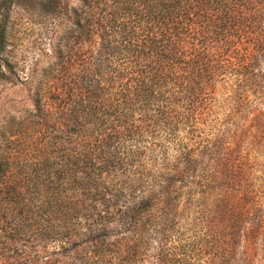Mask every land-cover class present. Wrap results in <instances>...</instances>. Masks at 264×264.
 I'll return each mask as SVG.
<instances>
[{
    "label": "trees",
    "instance_id": "1",
    "mask_svg": "<svg viewBox=\"0 0 264 264\" xmlns=\"http://www.w3.org/2000/svg\"><path fill=\"white\" fill-rule=\"evenodd\" d=\"M69 17L34 143L0 141V264H217L216 239L167 247L183 177L147 168L218 87L239 108L264 94V0H76Z\"/></svg>",
    "mask_w": 264,
    "mask_h": 264
},
{
    "label": "rangeland",
    "instance_id": "2",
    "mask_svg": "<svg viewBox=\"0 0 264 264\" xmlns=\"http://www.w3.org/2000/svg\"><path fill=\"white\" fill-rule=\"evenodd\" d=\"M75 3L0 0V20L5 27L0 141L25 129V140L34 143L33 99L39 84L51 80L58 57L69 56L76 46L69 17ZM207 100L195 122L180 125L163 141L147 168L156 180L161 173L180 172L183 177L175 183L180 186L174 188L178 215L167 247L182 245L195 236L216 239L218 251L224 252L217 264H264V94L250 96L239 108L232 95L218 87ZM186 154L191 155V164L185 163ZM133 178L130 172L119 181L130 184ZM151 181L144 179V185L150 188ZM156 247L151 239L147 254L152 255Z\"/></svg>",
    "mask_w": 264,
    "mask_h": 264
}]
</instances>
